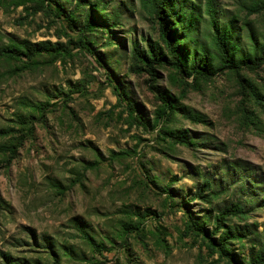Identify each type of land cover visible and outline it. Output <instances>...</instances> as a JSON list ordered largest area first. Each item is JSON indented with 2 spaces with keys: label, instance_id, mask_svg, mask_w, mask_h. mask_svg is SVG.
I'll use <instances>...</instances> for the list:
<instances>
[{
  "label": "rangeland",
  "instance_id": "rangeland-1",
  "mask_svg": "<svg viewBox=\"0 0 264 264\" xmlns=\"http://www.w3.org/2000/svg\"><path fill=\"white\" fill-rule=\"evenodd\" d=\"M186 2L190 31L170 29L187 69L157 62L151 76L139 55L170 52L143 0H0V45L57 43L0 56V127L19 128L0 138V264L1 251L41 264H245L259 247L264 0ZM230 25L238 65L220 69L215 34ZM204 54L213 74H192ZM230 226L231 258L211 249Z\"/></svg>",
  "mask_w": 264,
  "mask_h": 264
},
{
  "label": "trees",
  "instance_id": "trees-1",
  "mask_svg": "<svg viewBox=\"0 0 264 264\" xmlns=\"http://www.w3.org/2000/svg\"><path fill=\"white\" fill-rule=\"evenodd\" d=\"M19 2H22L23 0H18ZM41 3H43L44 0H39ZM188 0H143V3L145 5H149L150 9L156 14L157 20L159 22V26L161 29L162 36L164 37V40L167 44L168 50L170 52V58L163 57L161 55H154V56H148L146 54L141 53L139 55V58L144 62L145 64V70L149 72L151 76L155 75L154 70V64L159 62H171L176 67H178L181 71H184L186 68V64L182 62V57L180 55V50L178 49L177 45L174 43V35L175 31L171 30V25L176 23H182L181 31L188 32L190 31V24L186 25V19L185 16H183L177 7L185 6L189 10V14L187 15V18L189 20H192V15L194 13L193 8L191 6L187 5ZM212 1V0H209ZM212 7H214L212 5ZM209 6H207V10L209 14L212 16L213 21L215 22L217 10L212 9ZM89 19V18H87ZM90 21V20H87ZM192 22V21H191ZM88 25V22L85 23ZM231 25L230 27H223L221 32H218L215 34V41L219 46L220 49V66L222 68L229 67L234 68L237 67L238 63L234 60L233 57V48L231 44ZM56 51L57 50V43H51L49 40H44L40 42L31 43L27 39H21L19 41H14L12 43H6L0 45V56H8V57H26L31 58L32 56L39 54L41 51ZM209 56L207 54H204L200 57V60L198 62H195L191 68L190 71H192V74L194 75H203V76H209L213 74L214 71H212L208 65ZM256 58V57H255ZM248 58L244 61L245 65H253L256 66L260 62V58ZM247 61V62H246ZM184 63V64H183ZM154 79V77H153ZM150 87L153 90H156L155 84L151 83ZM159 98L161 99L163 105L166 107L171 108L172 104L170 100L162 93H157ZM32 105H36V103H32ZM164 108V107H163ZM164 111V110H163ZM19 122L24 124L25 120L20 116ZM29 129H32V125H30ZM19 128H15L14 126H4L0 127V138L8 137L11 135L13 131H18ZM166 134L172 138H179V136L176 133H173L171 131L166 132ZM203 187L201 189L208 188L210 185V182L208 179H205L203 182ZM200 195V194H199ZM240 210L238 203H231V206H225L224 209H221L216 217H215V230H218L220 227L222 228L224 226V220H226L227 215L229 214H237ZM264 233V231H263ZM235 230L233 227L230 226V228L221 230V233L219 235V238L217 239L214 246H211V249L216 248L217 251H219V254L221 256H226L231 258L230 253L226 249V244L228 239L234 237ZM259 240V247L251 252L249 257L247 258L245 264H264V236L263 239L258 238ZM1 254L3 255L5 262L3 264H41L39 262H27L20 260L18 258L13 257L9 253H6L4 251H1ZM52 264H58L57 259Z\"/></svg>",
  "mask_w": 264,
  "mask_h": 264
}]
</instances>
